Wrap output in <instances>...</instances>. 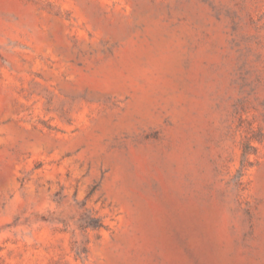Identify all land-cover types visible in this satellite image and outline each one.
I'll list each match as a JSON object with an SVG mask.
<instances>
[{
  "label": "rangeland",
  "instance_id": "rangeland-1",
  "mask_svg": "<svg viewBox=\"0 0 264 264\" xmlns=\"http://www.w3.org/2000/svg\"><path fill=\"white\" fill-rule=\"evenodd\" d=\"M0 264H264V0H0Z\"/></svg>",
  "mask_w": 264,
  "mask_h": 264
}]
</instances>
